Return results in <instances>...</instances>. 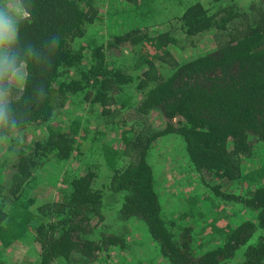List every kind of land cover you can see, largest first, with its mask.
<instances>
[{
    "label": "trees",
    "instance_id": "1",
    "mask_svg": "<svg viewBox=\"0 0 264 264\" xmlns=\"http://www.w3.org/2000/svg\"><path fill=\"white\" fill-rule=\"evenodd\" d=\"M122 1L136 11H157L153 0ZM97 12L95 0H31V19L20 27L21 46L40 48L53 34L60 43L50 70L29 65L24 99L39 84L48 95L29 106L22 128L47 122L66 97L98 107L105 128L108 122L116 124V116L123 124L131 121L129 127L118 130L116 143L97 140L110 171L106 192L117 204L112 218L104 222L105 191L95 184L103 172L90 162L69 177L60 198L35 208L41 216L34 218L28 208L31 199L26 200L25 186L36 171L63 164L75 150L74 130L69 125L76 122L71 120L65 127L47 126L46 135L34 140L29 151L21 147L12 151L8 183L0 182V245L8 246L31 232L39 257L35 264H90L109 247L121 253L125 237L119 226L135 221L142 225L157 255L170 264H264V165L242 168L253 145L264 141V0L246 8L233 0L218 3L212 10L197 0L183 5L174 15L176 29L182 39L194 44L195 52L182 61L169 51L180 40L170 28L155 35L131 28L112 33L105 41L90 39L77 47L71 45ZM205 32L213 47L199 50L195 39ZM123 43L140 47L134 59L135 70L144 67L139 76L133 77L107 59L108 49ZM87 45L85 58L82 49ZM163 62L171 67L167 73L160 71ZM69 68L76 74L61 78ZM133 83L138 97L131 103L126 89ZM122 108L131 113L123 117ZM151 112L161 118L160 128L147 120ZM168 133L180 138L193 169L213 195L238 203L251 219L216 227L215 211L205 210L208 203L204 208L198 205L197 196L184 201L180 214L175 213L177 207L164 208L148 154L151 142ZM212 176L221 182L212 183ZM233 182L242 184L240 193L222 190ZM0 264L6 263L0 260Z\"/></svg>",
    "mask_w": 264,
    "mask_h": 264
},
{
    "label": "rangeland",
    "instance_id": "2",
    "mask_svg": "<svg viewBox=\"0 0 264 264\" xmlns=\"http://www.w3.org/2000/svg\"><path fill=\"white\" fill-rule=\"evenodd\" d=\"M195 0H153V6L157 7V11L149 13L145 8H139L137 11L131 9L128 4L122 0H95L98 7V12L95 19L86 26L85 33L78 38L73 39L71 45L77 47L81 42L88 40L105 41L110 39L112 33H117L122 30L138 28L145 31L149 35H155L159 30L170 28L173 36L179 37L174 44L175 47H170V53L178 61L191 56L194 44H190L187 40L182 39V34L176 29L177 21L174 15H177L183 8V5ZM210 10L214 9L218 3L230 0H197ZM242 8H246L249 3L256 0H233ZM151 12V11H150ZM143 13L144 15H140ZM198 40L196 46L199 50L207 47H213V41L207 32L200 34L195 39ZM140 49L137 45L120 44L117 47L108 49L107 59L115 66L124 67L131 72L133 77L141 73L143 66L135 70V57ZM83 55L88 57L89 47L85 46ZM83 56V58H84ZM158 64V63H157ZM160 71L167 73L171 70L169 63H160ZM76 71L69 68L63 72L61 78L67 75H74ZM139 76V75H138ZM133 83L126 90L130 96L131 103L137 99V92L134 89ZM98 107L95 105L87 106L79 101L76 97H66L65 104L54 111L50 119L42 124L32 125L27 128H22L18 135L11 138L7 143L0 144V182L7 184L9 172L7 170L8 160L12 151L23 148L24 151H29L32 147V142L36 139H41L46 135V127L50 128L65 127L69 121L76 122L70 124L74 131V151L66 157V161L58 166H43L36 171L34 178L25 186V197L31 199L28 206L34 214V218L40 215L35 208L44 202L57 200L61 197L63 188L69 177L77 175L78 169L85 167L87 163H97L103 174L96 179V185L104 189L103 205L101 211L105 218L104 222H108L112 218V211L117 204L110 201V196L106 192L108 184V173L106 161L102 157L101 150L97 140L103 139L107 143H116L118 139V130L129 127L128 121L123 124L116 116L115 123L108 122L105 128V119L99 117ZM131 113L130 109H120V114L124 117ZM132 123H135V117L130 115ZM118 119V120H117ZM136 120V119H135ZM147 120L155 127H161V118L152 112L147 116ZM104 132V133H102ZM96 137L95 141H92ZM96 145V146H95ZM93 146H95L93 150ZM252 155L248 159L242 161V168L246 170L257 169L264 165V141L256 142L253 145ZM148 157L155 167L156 189L162 200L166 210L176 208V214L182 210L186 203L184 201L197 196V203L201 207L208 203L206 209L215 211L217 221H214L216 227H227L235 221L241 219H251V214L248 210L240 209L238 203L232 201H221L213 195V190H210L201 182L200 175L195 171L190 163L189 158L184 152L183 144L180 138L174 134H163L151 142ZM121 164L125 162V158L120 159ZM248 165V166H247ZM39 176V179L37 178ZM210 179L215 183L216 177ZM209 179V180H210ZM221 182L220 180L217 181ZM242 184L238 182L231 183L227 188L222 187L227 193H240ZM115 201H117L115 199ZM115 201H113L115 203ZM4 209H8L7 203L3 205ZM184 211V210H182ZM181 211V212H182ZM180 212V213H181ZM178 213V214H180ZM201 213H198L200 215ZM210 218V217H209ZM213 224L212 219H208ZM124 227V229H122ZM120 231H123L125 237L124 249L121 253L116 254L112 247L108 248L106 253H102L99 257L90 264H170L165 259L157 255L153 243L149 241L148 235L144 232L142 225L135 221L126 222L119 226ZM204 228H208L207 225ZM219 228L216 232H219ZM122 229V230H121ZM218 230V231H217ZM220 233V232H219ZM39 259L37 248L33 242L31 232L21 236L8 246L0 245V260L6 264H35ZM61 264V263H56Z\"/></svg>",
    "mask_w": 264,
    "mask_h": 264
},
{
    "label": "clouds",
    "instance_id": "3",
    "mask_svg": "<svg viewBox=\"0 0 264 264\" xmlns=\"http://www.w3.org/2000/svg\"><path fill=\"white\" fill-rule=\"evenodd\" d=\"M31 15V0H0V144L19 134L29 106L48 95L39 84L32 96L24 99L31 75L29 65L39 66L44 72L50 70L52 56L60 43L59 36L53 34L40 48L32 44L21 46L20 27Z\"/></svg>",
    "mask_w": 264,
    "mask_h": 264
}]
</instances>
